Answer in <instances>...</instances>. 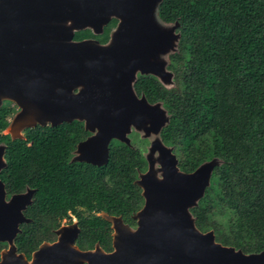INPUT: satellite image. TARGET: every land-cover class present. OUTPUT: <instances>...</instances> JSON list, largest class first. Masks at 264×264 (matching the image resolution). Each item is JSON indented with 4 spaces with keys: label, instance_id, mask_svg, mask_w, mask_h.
<instances>
[{
    "label": "trees",
    "instance_id": "trees-1",
    "mask_svg": "<svg viewBox=\"0 0 264 264\" xmlns=\"http://www.w3.org/2000/svg\"><path fill=\"white\" fill-rule=\"evenodd\" d=\"M156 16L163 25H179L178 52L167 65L176 86L167 90L157 78L137 75L134 91L167 111L160 139L174 148L181 171L220 162L190 210L195 226L212 231L222 246L248 255L264 252V0H163ZM117 22L111 19L100 36L84 30L73 40L105 45ZM9 105L0 106V180L7 194L26 185L37 190L24 214L31 222L20 226L14 240L17 253L28 259L42 242L53 240L51 231L68 210L79 223L80 250L98 244L111 252L110 224L95 213L133 223L143 203L134 183L146 169L142 151L113 141L102 168L70 165L71 152L85 138L81 124L36 126L12 140L3 134ZM5 246L0 243V249Z\"/></svg>",
    "mask_w": 264,
    "mask_h": 264
},
{
    "label": "water",
    "instance_id": "water-1",
    "mask_svg": "<svg viewBox=\"0 0 264 264\" xmlns=\"http://www.w3.org/2000/svg\"><path fill=\"white\" fill-rule=\"evenodd\" d=\"M162 1L0 0V106L10 102L18 108L5 129L12 140L21 139L20 132L28 128L84 122L95 134L75 154L82 150L80 160L99 167L108 161L110 141L128 145L131 127H144L147 135L158 136L152 149L159 155V175L149 161L134 182L144 200L132 217L136 229L121 217L101 215L112 230L111 252L98 244L81 251L74 224L55 231L57 240L41 244L30 260L10 245L0 264H264V252L244 254L216 243L212 231L197 230L190 210L203 198L220 162L213 159L191 173L179 172L171 148L160 139L167 112L134 91L137 75L153 76L162 86L167 79L165 66L152 60L157 50L166 53L176 29L157 26ZM111 19L118 24L105 45L73 40L84 30L102 34ZM3 151L0 145V171ZM28 200V195H16L7 203L0 183V240L11 242L19 232Z\"/></svg>",
    "mask_w": 264,
    "mask_h": 264
},
{
    "label": "rangeland",
    "instance_id": "rangeland-1",
    "mask_svg": "<svg viewBox=\"0 0 264 264\" xmlns=\"http://www.w3.org/2000/svg\"><path fill=\"white\" fill-rule=\"evenodd\" d=\"M157 22H158V20H157ZM157 26L159 28H161V29H163V27H164V29H163L164 31H167V30L168 31L169 30L171 31V28L174 27V26H176L175 31L172 32L173 39H172L171 45L169 47H167V49L165 50L166 53L162 54L159 50H157V56H156V58L152 59L154 62H156V61L157 62H161L165 66V69L164 70L166 71L165 76H166L167 79L164 80L161 83L163 84V86L167 90H172V89L175 88L176 84H175V81H174V74H173V72H171L170 70H168L167 65L170 62L169 61V56L174 55L175 53L178 52V44H179V41L181 39V34H180V32H178L179 25L176 23L174 25L163 26L162 24H159V22H158ZM176 36H179V39L178 40L176 39ZM10 105L12 106V107H10V109L11 108H14L15 109V112H13V113L16 114L18 112V111H16V108L17 107H13V106H16V105L14 103H10ZM161 107L163 108V106H161ZM14 114L13 115L12 114L8 115L7 120H6L8 124L11 121L12 117L14 116ZM167 116L169 118L168 113L166 115V118H167ZM163 120H165V116L164 115H163ZM131 131H133V134H135L133 136V140L132 139L130 140V138H129L130 137L129 135L131 134ZM3 134H5V135L8 134L7 133V130H4ZM20 136H21V138H23V136H24V132L23 131L20 132ZM157 137L158 136L156 134H149V135H147L146 132H145L144 127L136 128V127H133V126L131 127L129 134L127 135V138L129 140V144L127 146L130 147V148L136 149V150L140 149L142 151L141 154H142V156L144 157V159L146 161V170L144 172H140V173H145L148 170L149 161H151L154 164V168L153 169L155 171V174L156 175H159L158 174V168H159L158 159H159V155H158V152L157 151H154L152 149V142H154L157 139ZM174 151H175L174 148L171 147V153L176 157V160H177V163H178V165H177L178 170H179V172H183V171H181V169L179 167V158H178L176 152H174ZM83 155H84V153H83L82 150H81V152L80 151L77 152V154L74 153V157H75L74 159L75 160H80V158ZM183 173H185V172H183ZM209 184H210V182H209ZM129 228L134 229L132 227H129ZM93 249H89V250H93ZM84 251H87V250H84Z\"/></svg>",
    "mask_w": 264,
    "mask_h": 264
},
{
    "label": "flooded vegetation",
    "instance_id": "flooded-vegetation-1",
    "mask_svg": "<svg viewBox=\"0 0 264 264\" xmlns=\"http://www.w3.org/2000/svg\"><path fill=\"white\" fill-rule=\"evenodd\" d=\"M110 23V21L107 23V25ZM117 24H118V22L116 23V26H117ZM115 26V27H116ZM115 29V28H114ZM114 29H112L109 33H108V40H109V38H110V34H111V32L114 30ZM90 31V30H89ZM92 34H93V32H92ZM101 34H99V35H97V36H100ZM92 40H96V39H92ZM96 41H98V40H96ZM99 42V41H98ZM102 45V44H101ZM81 89H75L74 91H73V94H77V92L78 91H80ZM137 97H139V96H137ZM10 104V103H9ZM10 107H12L11 105H9V110L11 111L12 110V115L14 114L13 112H15V109L14 108H11L10 109ZM13 107H16V106H13ZM16 111H18V109L16 108ZM73 122H78L79 124H81V126H82V130H83V132L84 133H86L85 134V138L84 139H82L80 142H78L77 143V145H76V148L71 152V157L68 159V163L70 164V165H73V166H78V165H82V166H91V167H96V168H102L103 166H105V165H103V166H95V165H92L91 163H89V162H87L86 160H75L74 158V153H75V151L77 150V146L80 144V143H83V142H85V141H87V139H89L91 136H93L95 133H92V132H90L89 130H87L86 128H85V123L84 122H79V121H73ZM63 124V123H62ZM24 131V130H23ZM5 135V134H4ZM135 134H133V131H131V134L129 135L130 137V140L132 139L133 140V136H134ZM113 141H116V140H112V141H110V143H109V145H108V149L110 148V146H111V144L113 143ZM119 142V141H118ZM121 143V142H120ZM124 144V143H123ZM86 154V153H85ZM108 157H109V153H108ZM2 170V169H1ZM146 170V169H145ZM144 170V171H145ZM0 183L3 185V189H4V192H5V201L8 203L9 202V200L13 197V196H16V195H23V196H29V200H28V203L25 205V207H24V209L21 211V214H22V216H23V218L26 220L25 222H23V223H20L19 225H18V230H19V232H20V226L22 225V224H27V223H29V222H31V220L29 219V218H27L24 214H25V212H26V210L28 209V207H30V206H32L33 205V203L35 202V193L37 192V190L35 189V188H30L29 186H25L24 187V190L22 191V192H19V193H11V194H7V192H6V190H5V184L0 180ZM137 186V185H136ZM140 192H141V190H140ZM58 195H62V194H58ZM143 199V198H142ZM143 205H144V200H143V203H142V205H141V207H140V209L138 210V211H140L141 209H142V207H143ZM82 210V209H81ZM137 211V212H138ZM136 212V213H137ZM135 213V214H136ZM102 214H104L105 215V213H95V216H97V217H100V218H102L103 219V217L101 216ZM135 214H133V216L135 215ZM133 216H131V218L133 217ZM59 221H58V227L56 228V229H54V230H52L51 232L53 233V235H54V239L53 240H50V241H48V242H46V241H44V242H42L41 244H43V243H54L56 240H57V237H56V235H55V231H57L60 227H68V226H71V225H74V224H76L77 225V227H78V229H79V234H80V227H79V223H78V220H77V218H76V216L74 215V213H73V211L72 210H68L67 211V213H66V215L64 216V217H62V218H59L58 219ZM104 220V219H103ZM105 221V220H104ZM132 221H133V223H124V224H126V225H128L129 227H132V228H136L137 227V223H136V221H134L133 219H132ZM18 232V233H19ZM17 233V234H18ZM17 234H15V236L13 237V239L11 240V242H9V241H7V240H0V243H3V244H5L6 246L5 247H3V248H1L0 249V259H1V254L4 252V251H7L8 250V248H9V246L10 245H12L13 247H15V244H14V240H15V237L17 236ZM79 236V235H78ZM77 239H78V237H77ZM77 239H76V241H75V245H76V242H77ZM40 244V245H41ZM39 245V246H40ZM39 246L37 247V249L39 248ZM36 249V250H37ZM15 250H16V247H15ZM35 250V251H36ZM35 251H33L32 253H34ZM81 251H84V250H81ZM16 253H17V250H16ZM17 254H19V253H17ZM23 255V254H22ZM32 255V254H31ZM30 258H31V256L27 259V260H30Z\"/></svg>",
    "mask_w": 264,
    "mask_h": 264
},
{
    "label": "clouds",
    "instance_id": "clouds-1",
    "mask_svg": "<svg viewBox=\"0 0 264 264\" xmlns=\"http://www.w3.org/2000/svg\"><path fill=\"white\" fill-rule=\"evenodd\" d=\"M8 103H10V102H8ZM8 126V125H7ZM6 135H8V134H6Z\"/></svg>",
    "mask_w": 264,
    "mask_h": 264
}]
</instances>
